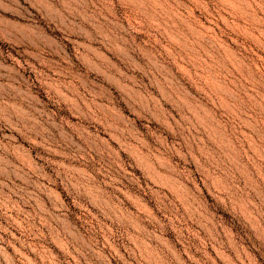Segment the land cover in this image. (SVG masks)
I'll list each match as a JSON object with an SVG mask.
<instances>
[{"label":"rangeland","instance_id":"rangeland-1","mask_svg":"<svg viewBox=\"0 0 264 264\" xmlns=\"http://www.w3.org/2000/svg\"><path fill=\"white\" fill-rule=\"evenodd\" d=\"M0 264H264V0H0Z\"/></svg>","mask_w":264,"mask_h":264}]
</instances>
